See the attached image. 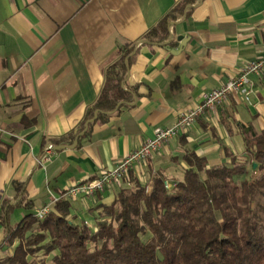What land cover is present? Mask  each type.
I'll use <instances>...</instances> for the list:
<instances>
[{
	"label": "crops",
	"instance_id": "1",
	"mask_svg": "<svg viewBox=\"0 0 264 264\" xmlns=\"http://www.w3.org/2000/svg\"><path fill=\"white\" fill-rule=\"evenodd\" d=\"M180 1L0 0V257L12 251L3 221L16 225L69 187L115 168L156 127L173 125L205 92L264 54V0H197L170 26L164 45L144 41ZM130 43L138 49L126 79L133 102L89 123L75 145L78 136L58 143L78 131L105 86L107 66ZM250 80V102L230 95L132 171L143 181L152 169L172 172L186 166L175 158L187 149L209 165L228 161L226 148L242 159L239 125L264 128V70ZM46 146L58 149L42 163ZM117 189L70 197L72 213L91 223L90 210L111 203Z\"/></svg>",
	"mask_w": 264,
	"mask_h": 264
},
{
	"label": "trees",
	"instance_id": "2",
	"mask_svg": "<svg viewBox=\"0 0 264 264\" xmlns=\"http://www.w3.org/2000/svg\"><path fill=\"white\" fill-rule=\"evenodd\" d=\"M196 1L181 0L143 40L164 45L170 26ZM137 52L132 43L118 48L97 101L78 131L58 143L72 144L96 113L97 120H107L133 102L135 88H127L126 79ZM238 128L242 159L226 148L229 160L209 165L187 149L175 158L186 166L172 172L152 169L143 181L131 168L113 183L114 200L90 210L91 223L72 213L70 198L58 200L43 219L29 214L16 225L3 221L4 244L12 251L0 264H264V128L257 131L251 123Z\"/></svg>",
	"mask_w": 264,
	"mask_h": 264
},
{
	"label": "built area",
	"instance_id": "3",
	"mask_svg": "<svg viewBox=\"0 0 264 264\" xmlns=\"http://www.w3.org/2000/svg\"><path fill=\"white\" fill-rule=\"evenodd\" d=\"M264 70V54L259 58L253 59L246 63L234 78L224 85L205 92L202 95L200 103L193 108L180 112L175 123L171 126H158L154 129L153 136L148 138L139 148L133 150L126 155L115 168L104 171L100 176L81 183H77L69 187L59 199H54L51 204L45 205L43 208L35 212L38 219L51 211L52 204L60 199L70 198L74 196H93L98 192H104L106 188L117 183L123 176L128 174L129 170L135 164L145 163L164 143L173 138L180 136L189 126L196 120L207 113L209 110L223 104L230 95H240L243 100L250 102V97L254 92L253 83L250 80L251 75H257ZM52 146H46L40 162L45 163L50 160L49 153Z\"/></svg>",
	"mask_w": 264,
	"mask_h": 264
},
{
	"label": "water",
	"instance_id": "4",
	"mask_svg": "<svg viewBox=\"0 0 264 264\" xmlns=\"http://www.w3.org/2000/svg\"><path fill=\"white\" fill-rule=\"evenodd\" d=\"M97 116H98V114L96 113L95 117H94L93 119H90V120L87 122L85 130H84L83 132H81V133L79 134V136L83 135V134L87 131L89 123L95 121V119L97 118ZM79 136H78L77 139L75 140L74 145L77 143V140H78ZM74 145L71 146V147H74ZM52 148H53V149H58V147H56V146H55V147L52 146ZM254 166H255V164H254Z\"/></svg>",
	"mask_w": 264,
	"mask_h": 264
},
{
	"label": "rangeland",
	"instance_id": "5",
	"mask_svg": "<svg viewBox=\"0 0 264 264\" xmlns=\"http://www.w3.org/2000/svg\"><path fill=\"white\" fill-rule=\"evenodd\" d=\"M34 215H35V214H34ZM38 258H39L40 261L43 260V259H45V256L43 255V252L38 253ZM50 263H51V262L48 261V264H50Z\"/></svg>",
	"mask_w": 264,
	"mask_h": 264
}]
</instances>
